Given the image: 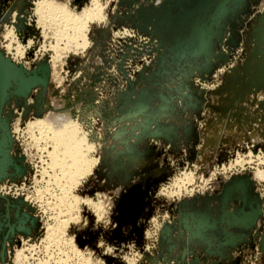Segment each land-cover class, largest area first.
I'll return each instance as SVG.
<instances>
[{"label": "rangeland", "instance_id": "1", "mask_svg": "<svg viewBox=\"0 0 264 264\" xmlns=\"http://www.w3.org/2000/svg\"><path fill=\"white\" fill-rule=\"evenodd\" d=\"M51 1L91 8L0 0V58L37 78L0 104V264H264V0H109L63 62ZM63 113L91 162L65 197L31 125Z\"/></svg>", "mask_w": 264, "mask_h": 264}, {"label": "bare ground", "instance_id": "2", "mask_svg": "<svg viewBox=\"0 0 264 264\" xmlns=\"http://www.w3.org/2000/svg\"><path fill=\"white\" fill-rule=\"evenodd\" d=\"M108 1L109 0H91V8L84 10L80 16H74L73 14L69 13V11H67L64 5L53 1L42 2L39 4L38 13L42 16H53L55 19H57L59 24H61V27L63 28L60 37H64L65 39H67L64 48H55V50L57 51H55V61L63 62L67 53H69L70 51H75L79 48L77 39L85 30L84 25H86V23L88 22L103 19L102 10L106 6ZM14 76L19 77L18 74L15 73L11 79H13ZM31 125L39 130H46V133L49 135V137H47L53 145V152L49 154L52 166L59 169L62 173V176L66 177V185L68 184L69 186H67V189L63 194V196L65 197V195L69 193L68 189L71 188L70 186H74V184H76V180L80 176L87 174L91 168V162L85 159L82 151L84 137L77 130L73 122H71L64 113L56 115L52 120L50 119L49 121H47L45 119L44 121L36 122ZM66 200L67 197L66 199H60V202L61 204H63V206L64 204H66ZM72 204L66 205V210H70L72 208Z\"/></svg>", "mask_w": 264, "mask_h": 264}, {"label": "water", "instance_id": "3", "mask_svg": "<svg viewBox=\"0 0 264 264\" xmlns=\"http://www.w3.org/2000/svg\"><path fill=\"white\" fill-rule=\"evenodd\" d=\"M13 64H11L9 61H5L0 58V104L4 103L6 100L7 94L4 90V87L9 85V82L13 75L15 74ZM18 76L20 77V86L22 89H27L29 86H31L37 78L32 79H23L21 74ZM45 81H43L44 83Z\"/></svg>", "mask_w": 264, "mask_h": 264}]
</instances>
